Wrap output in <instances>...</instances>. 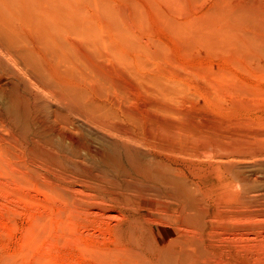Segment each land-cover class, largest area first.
<instances>
[{"label": "bare ground", "instance_id": "bare-ground-1", "mask_svg": "<svg viewBox=\"0 0 264 264\" xmlns=\"http://www.w3.org/2000/svg\"><path fill=\"white\" fill-rule=\"evenodd\" d=\"M212 1L204 17L166 20L168 30L184 42L264 44V0ZM106 5L104 0H0V116L61 180L68 174L81 177L83 190L117 209L122 220L114 251L124 261L139 256L149 264H208L219 250L222 219L252 215L246 209L256 202L257 174L264 166L246 175L232 162L206 167L193 161L209 144L223 152L230 148L216 138L221 129L206 134L201 128V133L169 116L162 119L165 113L159 116L165 110L155 92L172 87L163 84L159 64L146 71L157 55L129 29L136 6L127 17L126 6L124 13ZM107 69L150 85L148 103L127 101L105 75ZM223 185L236 188L231 206L222 207ZM159 211L179 218L178 232L185 231L165 245L149 226ZM242 227L233 225L231 231Z\"/></svg>", "mask_w": 264, "mask_h": 264}, {"label": "rangeland", "instance_id": "rangeland-1", "mask_svg": "<svg viewBox=\"0 0 264 264\" xmlns=\"http://www.w3.org/2000/svg\"><path fill=\"white\" fill-rule=\"evenodd\" d=\"M180 1L104 0V4L114 10L124 11L127 7L126 12L133 11L134 5L137 7L128 19L129 29L141 39L148 52L157 55L146 71L149 73L159 64L164 83L161 82L172 87L170 91L160 89L155 92L160 100L164 99L160 102L165 111L159 116L165 113L162 119L169 116L168 120L171 118L185 126L189 124L190 129L195 128L201 133H204L201 128L205 133L221 129L215 133L222 136L216 138L223 142L219 141L222 147L230 146L228 151H219L220 147L213 149L216 145L212 143L206 148V153L212 156L199 154L200 158L194 157L193 161L206 167L232 162L242 166L240 168L247 175L251 168L264 166V44L236 46L233 42L222 45L184 42L168 30V22L186 23L189 19L205 16L213 1ZM130 12L125 13L127 17ZM104 72L113 79L118 93L121 90V94L129 95L126 98L131 97L127 99L131 104L145 102L143 105H146L151 99L154 92L151 86L136 83L131 74L127 73L130 75L127 76L109 69ZM170 110L172 114H169ZM220 120L222 123L218 122ZM7 122L0 116V264H149L139 256L129 255L130 258L124 261L114 251V239L122 220L117 209H113L111 203H101L94 192L83 190L84 182H78L83 180L81 177L68 174L64 178L66 181L61 180L52 168L28 152V145ZM244 136L246 142L242 141ZM237 148L244 153L240 154ZM214 151L223 152L222 157L215 158L218 154L214 156ZM257 175L256 202L250 210L246 209V212H253L252 215L238 219L222 217L225 230L222 229L220 242L216 243L217 247L220 245L219 254L209 258L208 264H264V173L258 171ZM231 188L236 189L233 185L222 186V193L225 192L222 207L235 202L230 198L235 191ZM224 197H229V201ZM151 216L153 222L149 226L155 229L164 245L185 232L184 228L178 232L179 218L174 221L162 211ZM237 224L243 227L238 232L231 231Z\"/></svg>", "mask_w": 264, "mask_h": 264}]
</instances>
